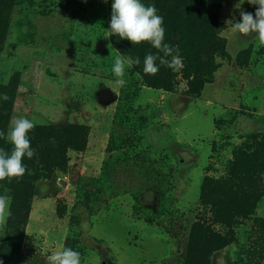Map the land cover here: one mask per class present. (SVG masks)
Segmentation results:
<instances>
[{"label":"rangeland","instance_id":"rangeland-1","mask_svg":"<svg viewBox=\"0 0 264 264\" xmlns=\"http://www.w3.org/2000/svg\"><path fill=\"white\" fill-rule=\"evenodd\" d=\"M142 3L182 58L174 86L164 65L143 71L162 53L109 32L112 0H0V149L13 119L36 121L26 174L0 181V264H48L61 246L81 264H264V44L226 23L257 6ZM206 10L227 42L212 67L214 41L193 30ZM120 55L140 64L117 87Z\"/></svg>","mask_w":264,"mask_h":264},{"label":"clouds","instance_id":"clouds-1","mask_svg":"<svg viewBox=\"0 0 264 264\" xmlns=\"http://www.w3.org/2000/svg\"><path fill=\"white\" fill-rule=\"evenodd\" d=\"M248 3L257 6L256 11H240V20H227L233 33H239L243 37L253 38L264 44V0H247ZM112 14L110 31L121 40H128L133 45L144 42L149 43L162 55L147 54L144 58L143 71L146 74L155 75L160 70V65L167 66L173 71L183 68V61L178 49H173L165 43L166 30L164 19L158 15L154 5H145L142 0H112ZM175 51L176 54H173ZM171 57V59H168ZM159 61V65L157 64ZM134 64H140L139 58L130 55H120L115 58L112 72L117 77L114 84L123 86L126 81V69ZM7 100V95L0 97ZM36 121L26 117H18L11 121L6 139L11 143L10 152L0 149V181L21 179L27 172L24 158L31 159L34 150L31 146L30 133L35 129ZM0 138H5V133L0 131ZM11 216L10 197L0 195V231L7 226ZM48 264H81V255L70 247L61 246L60 250L53 251L47 257Z\"/></svg>","mask_w":264,"mask_h":264},{"label":"trees","instance_id":"trees-1","mask_svg":"<svg viewBox=\"0 0 264 264\" xmlns=\"http://www.w3.org/2000/svg\"><path fill=\"white\" fill-rule=\"evenodd\" d=\"M195 33L203 34V36L209 37L214 41V45H208L206 49L202 50L203 54H208V60L206 65L208 67L214 66V56L225 54L227 42L226 39L221 37L223 30L222 24L220 22V16L213 14L211 11H203L201 21L197 24V27L193 29ZM179 36L183 35L182 29L177 33ZM187 60L189 57L187 56ZM218 65L215 66V69ZM216 71V70H215ZM164 81L170 85H175L176 71L169 69L167 66L163 72ZM200 90V89H199ZM197 92H195L196 94Z\"/></svg>","mask_w":264,"mask_h":264},{"label":"crops","instance_id":"crops-1","mask_svg":"<svg viewBox=\"0 0 264 264\" xmlns=\"http://www.w3.org/2000/svg\"><path fill=\"white\" fill-rule=\"evenodd\" d=\"M243 37V36H242Z\"/></svg>","mask_w":264,"mask_h":264}]
</instances>
